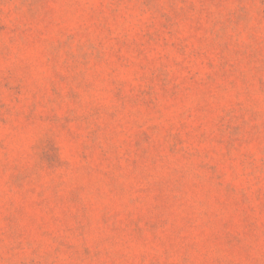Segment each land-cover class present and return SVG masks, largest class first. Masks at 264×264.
Segmentation results:
<instances>
[{
    "label": "rangeland",
    "instance_id": "rangeland-1",
    "mask_svg": "<svg viewBox=\"0 0 264 264\" xmlns=\"http://www.w3.org/2000/svg\"><path fill=\"white\" fill-rule=\"evenodd\" d=\"M0 264H264V0H0Z\"/></svg>",
    "mask_w": 264,
    "mask_h": 264
},
{
    "label": "clouds",
    "instance_id": "clouds-1",
    "mask_svg": "<svg viewBox=\"0 0 264 264\" xmlns=\"http://www.w3.org/2000/svg\"><path fill=\"white\" fill-rule=\"evenodd\" d=\"M0 135L13 136L15 138L23 139V138H25V136H32L33 133L31 131H29L26 134L25 133H17V132H14L12 129H4L2 132H0Z\"/></svg>",
    "mask_w": 264,
    "mask_h": 264
}]
</instances>
